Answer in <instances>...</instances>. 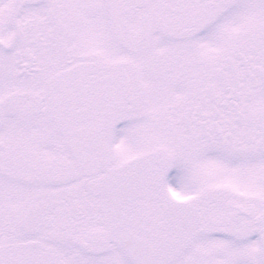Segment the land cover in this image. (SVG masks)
<instances>
[{"label":"snow or ice","instance_id":"1","mask_svg":"<svg viewBox=\"0 0 264 264\" xmlns=\"http://www.w3.org/2000/svg\"><path fill=\"white\" fill-rule=\"evenodd\" d=\"M0 264H264V0H0Z\"/></svg>","mask_w":264,"mask_h":264}]
</instances>
